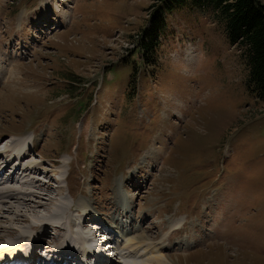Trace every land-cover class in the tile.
<instances>
[{
	"label": "rangeland",
	"instance_id": "1",
	"mask_svg": "<svg viewBox=\"0 0 264 264\" xmlns=\"http://www.w3.org/2000/svg\"><path fill=\"white\" fill-rule=\"evenodd\" d=\"M155 1L0 0V161L28 135L22 164L41 171L25 178L10 163L8 187L41 193L27 198L51 212L73 206L75 223L131 203L122 222L145 216L133 238L148 243L184 226L162 253L175 264H264V100L248 86L245 51L212 17L181 10L144 64L137 43ZM56 172L50 192L33 185ZM19 201L0 198V227L27 234L19 209L41 219Z\"/></svg>",
	"mask_w": 264,
	"mask_h": 264
},
{
	"label": "bare ground",
	"instance_id": "2",
	"mask_svg": "<svg viewBox=\"0 0 264 264\" xmlns=\"http://www.w3.org/2000/svg\"><path fill=\"white\" fill-rule=\"evenodd\" d=\"M17 138H18L19 141L18 140H14L15 142L13 141L14 142V143H12V146L13 147L12 146L11 147L9 146L10 147L9 148L10 149L9 152L11 153V155L13 157H19V156L23 155V157H22V159H23L22 162H23L25 158H27V157L30 156V150L29 149H27V150L23 149L24 146H27V147L30 146V139H29L30 137L28 135H26V136L24 135L22 138H19V137H17ZM19 146H21V149L18 148ZM5 153H7V152H5ZM1 154H4V152H2ZM14 160H15V158H14ZM22 162H21V165H22ZM8 163H10V162H8ZM14 164H15V162L13 163V165ZM1 165H5L6 166L5 167V172H6V168L10 166L8 164H5V162L3 164H1ZM1 165H0V170H1V168H3ZM23 165H25L24 171L22 173L17 172L16 174H18V173H19L18 175L23 174V176L26 178L30 174L31 175L33 173L34 174H38V172H41L40 169H38L36 166H35V168L33 167V169H27L26 164L24 163ZM27 166H29V165H27ZM10 168H12V166ZM20 171H22V170H20ZM45 175H47V173H45ZM53 176H54V180H58L59 177H58L57 173H54ZM16 182H18V181H16ZM40 183H41L40 180L37 179V180H34L33 185H38L39 186ZM6 184L7 183H4V184H1V186H0V198H10L12 200H16L17 199L18 201L20 200L23 204L26 205L25 207L27 208L28 211L32 210L33 208L36 209V210H38L39 212L38 211H35V216L37 218H40L41 219L39 221H35V222L33 221L34 222L33 223L29 219V217L25 214V211H23L22 209H19V213H18V215L15 217V219L13 221L14 222H17V223H20V224L26 225L27 226V229H29L30 233L24 234L20 230L18 231V229L13 228V227H3L2 229L0 227V245L2 243H6L5 245H2V246H5V247H7L9 249H15L16 251H19V250H21V248H23L25 251H27L28 248L31 247L32 241L34 239H36V242L35 243H41L42 244L45 241L43 239L46 238L45 235H41V232H43V228H46V227H49V226H53V227H56V228H62V227L65 226L66 221L69 220L71 216H73V213L72 212L74 211V213H75L74 207L73 206H70V205H66V206L63 205L62 208H57V211L51 212L49 209L45 208V206L43 204L37 203V202L33 201L32 199H28L27 198V197L36 196V195L41 194V193H38L37 194L36 192L32 191L31 189H30L31 191L30 190H27V191L24 190L23 191V190L20 189V190H18L16 192V191L12 190L10 187H8V185H6ZM8 184H10V182ZM28 184H29L28 181H24V183H21L19 185L23 188V186L28 185ZM45 184H43V185H45ZM43 185H41V188L43 187ZM32 187H34V186H32ZM23 189H25V188H23ZM44 190L48 191L49 189H44ZM49 192H50V190H49ZM60 192H62V191H60ZM19 195H21L22 197H19ZM42 195L43 196H47L46 194L45 195L42 194ZM55 196H57V194H55ZM118 197L119 196L117 195V197H116L117 200H118ZM37 199L43 200L45 198L44 197L43 198L37 197ZM4 200H6V199H4ZM4 200H2V201H4ZM49 200H50V202L54 203L53 200H52V198H50ZM122 202H123L122 200L117 201L116 206H119V207L122 206L125 201L123 202V204H122ZM87 206H86V208H87ZM42 208H44V210H47V212H49V215H51V216H43V215L40 216V214H41L40 210ZM133 211L134 210H132L131 206H129V210L126 211V213L123 212V214H121L119 216V219L122 218V217L124 219H127V217L129 215H131V214L133 215ZM70 213H72V214L69 215ZM77 213H79V212H77ZM83 216H84V218L85 217H89V212H88V215L87 214L86 215L83 214ZM13 217H10L11 219L10 218H6V219L12 220ZM91 218H92L91 220H94V218L92 216H91ZM119 219L116 218V216H114L113 218L109 219L110 220L109 224L113 228H116V229L121 230V231L123 230V234L126 235V240H127L126 241V244H123L120 247V249L124 251L123 256H126V259L127 260L129 259V261L132 259V261L128 262L126 260L125 262L123 261L124 262L123 264H175V263H172L171 261L168 260L169 258H171L170 256H164L162 253L165 252L166 251V248L169 245L172 244V241H173V239L176 236H179V238L177 237L178 240L181 239L182 236H184L183 235V228H185L184 226H181L180 225L181 227H179V225H173V227L170 228L171 230L169 231V233H167L165 236L162 235V237L160 239H158V242L157 243L156 242L155 243H152V242L151 243H148L149 241L152 240V238L150 240V239H148L147 236H144L143 234H141L139 237L136 236L133 239L132 238L131 239H128V231H129V233L134 232L135 227L134 226H131L130 227V230H128V231L127 230H124L123 225L120 224V223H118L119 222ZM141 223H143L145 225L146 224V221H143ZM86 225L87 224L84 223L83 225L78 226V225H75V224L72 223V224H70L66 228H67V230L69 232H71L72 235L76 236L77 239L79 241H81V242H83L85 240H87V241L95 240L96 237H97L95 231H94V233H92L93 230H91V231H88L87 230V232L82 233L81 230L83 228L85 230ZM101 230H104V229H101ZM139 231H143V233H145V231L143 229V226H142V229L139 230ZM87 236H90V237H87ZM185 236L188 239H191V237L189 235L186 234ZM10 237H12V238L14 237V238H17V239L16 240H11L8 243L7 242V239L10 238ZM144 241H147V242L143 243ZM16 243H20V244L19 245H16ZM65 243H66V240L63 241V242H58L55 245L58 246V247H63L65 245ZM177 243H174V244L176 245ZM146 246L149 249L146 253L148 255H149V253L150 254H153L154 257L150 258L146 254H144V255L142 254L143 251H141V250H142L143 247H146ZM19 247H21V248H19ZM188 248H189V246H187L186 249H188ZM123 251L120 254H122ZM136 257L141 258V259H136ZM147 258H148V260H147ZM136 262H138V263H136ZM114 264H120V263H118V261L116 263V261H115Z\"/></svg>",
	"mask_w": 264,
	"mask_h": 264
},
{
	"label": "trees",
	"instance_id": "3",
	"mask_svg": "<svg viewBox=\"0 0 264 264\" xmlns=\"http://www.w3.org/2000/svg\"><path fill=\"white\" fill-rule=\"evenodd\" d=\"M150 10L148 27L141 32L137 43L144 64H149L156 55L169 16L181 10L197 12L223 25L229 43L245 51L250 71L248 86L264 100V3L261 0H156Z\"/></svg>",
	"mask_w": 264,
	"mask_h": 264
}]
</instances>
